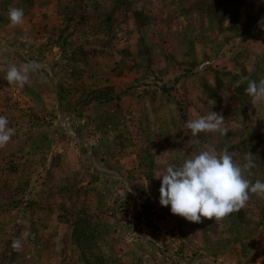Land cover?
<instances>
[{
  "label": "rangeland",
  "instance_id": "rangeland-1",
  "mask_svg": "<svg viewBox=\"0 0 264 264\" xmlns=\"http://www.w3.org/2000/svg\"><path fill=\"white\" fill-rule=\"evenodd\" d=\"M9 6L24 9L12 27ZM44 65L20 87L12 64ZM264 0H0V264H264V197L189 222L168 164L225 147L264 181ZM209 111L229 131L193 136ZM22 247L13 250L12 241Z\"/></svg>",
  "mask_w": 264,
  "mask_h": 264
},
{
  "label": "clouds",
  "instance_id": "clouds-1",
  "mask_svg": "<svg viewBox=\"0 0 264 264\" xmlns=\"http://www.w3.org/2000/svg\"><path fill=\"white\" fill-rule=\"evenodd\" d=\"M7 17L12 27L25 24L24 9L9 6ZM44 65L35 60H29L17 66L12 64L6 73V80L10 84L23 87L29 80L31 73L41 71ZM247 81L245 93L252 98L255 107L264 103V78L259 82L242 77L236 86ZM264 119V118H261ZM223 116L209 111L185 123V127L193 136L200 133L219 132L226 135L228 129L224 127ZM16 134L15 128L9 127L6 116L0 115V148H4ZM244 163L238 164L234 160V153L227 147L217 151L215 146L208 145L198 154L186 158L179 166L168 164L156 176L162 178L159 188V203L169 206L172 214L183 217L189 222L200 223L201 218L223 220L241 209H244L250 199V194L264 197V181L257 179L252 182L245 176V172L256 167L253 155L247 152ZM13 250L22 247L20 239L12 241Z\"/></svg>",
  "mask_w": 264,
  "mask_h": 264
},
{
  "label": "trees",
  "instance_id": "trees-1",
  "mask_svg": "<svg viewBox=\"0 0 264 264\" xmlns=\"http://www.w3.org/2000/svg\"><path fill=\"white\" fill-rule=\"evenodd\" d=\"M85 263H86V264H90V262H89V261H85Z\"/></svg>",
  "mask_w": 264,
  "mask_h": 264
}]
</instances>
